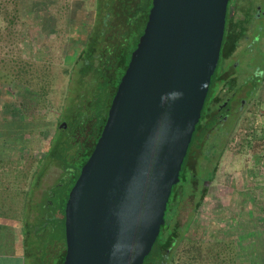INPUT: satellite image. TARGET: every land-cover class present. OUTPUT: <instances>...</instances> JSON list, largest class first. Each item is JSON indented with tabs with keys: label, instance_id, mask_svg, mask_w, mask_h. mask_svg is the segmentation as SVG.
Wrapping results in <instances>:
<instances>
[{
	"label": "water",
	"instance_id": "95a60500",
	"mask_svg": "<svg viewBox=\"0 0 264 264\" xmlns=\"http://www.w3.org/2000/svg\"><path fill=\"white\" fill-rule=\"evenodd\" d=\"M227 3L152 0L100 136L69 191L62 264L144 261L218 63Z\"/></svg>",
	"mask_w": 264,
	"mask_h": 264
},
{
	"label": "rangeland",
	"instance_id": "374dc122",
	"mask_svg": "<svg viewBox=\"0 0 264 264\" xmlns=\"http://www.w3.org/2000/svg\"><path fill=\"white\" fill-rule=\"evenodd\" d=\"M95 9V0H0V157L22 158L0 166V173L29 164L31 171L35 163L28 158L43 156L61 124L65 68L89 35ZM254 57L241 44L233 54L241 81L252 72L248 62ZM260 65L264 68V62ZM253 92L234 123L230 118L214 129L196 158L194 173L201 182L210 180L208 191L168 264H264V242L259 241L264 237V165H259L264 160V74ZM210 146L207 159L203 152ZM64 173L47 166L34 197L42 199ZM3 181L12 188L10 178ZM23 182L27 187L29 180Z\"/></svg>",
	"mask_w": 264,
	"mask_h": 264
},
{
	"label": "trees",
	"instance_id": "16d2710c",
	"mask_svg": "<svg viewBox=\"0 0 264 264\" xmlns=\"http://www.w3.org/2000/svg\"><path fill=\"white\" fill-rule=\"evenodd\" d=\"M151 3L152 0H95L91 31L73 64L65 68L67 86L58 115V123H64L65 127H56L41 158H28L30 163H35L33 170H29L32 164L28 168L16 165L14 173L10 171L8 174L7 170L0 173V217L15 221L17 230L7 224L5 233L11 242L13 234L18 235L24 264H62L66 250L64 206L69 191L100 136L116 87L129 62L134 41L145 25ZM239 36L236 26H231L230 31L225 27L218 65L181 166L180 180L172 186L165 206L164 224L142 264L173 261L177 242L206 197L210 180L201 182L197 179L194 173L196 152L211 135L208 119L214 113L213 102L219 99L220 61L232 53ZM19 73L21 75V66L16 70V76ZM212 147L204 151L207 159ZM221 149L220 146L219 153ZM216 160L210 168L211 176L216 170ZM21 162L20 157H0V166ZM51 164L65 172V177L38 201L34 197L35 191L40 188L42 175ZM3 178L12 180V188L5 186ZM17 178L19 182L14 181ZM23 179L29 180L27 187H24Z\"/></svg>",
	"mask_w": 264,
	"mask_h": 264
},
{
	"label": "flooded vegetation",
	"instance_id": "af4514ba",
	"mask_svg": "<svg viewBox=\"0 0 264 264\" xmlns=\"http://www.w3.org/2000/svg\"><path fill=\"white\" fill-rule=\"evenodd\" d=\"M231 26L237 27L240 36L238 45L231 54L221 59L222 65L218 68L219 74L217 79L219 81L217 82V91H219V99L213 102L214 113L208 119L209 133L213 132L214 129L224 127L230 118H232L231 123H234L235 116L248 106V95L256 90L257 84L263 77L264 68L261 67L260 62H264V0H228L224 32L225 27L230 31ZM240 44L245 52H250L251 58L255 56L254 60L248 62L253 66V69L245 77L244 81H241L236 75L239 61L235 58L232 59ZM228 61L230 63H227ZM228 131L226 129L225 134ZM200 153L201 149H198L195 158ZM207 154L210 158V151Z\"/></svg>",
	"mask_w": 264,
	"mask_h": 264
},
{
	"label": "crops",
	"instance_id": "0c3cea01",
	"mask_svg": "<svg viewBox=\"0 0 264 264\" xmlns=\"http://www.w3.org/2000/svg\"><path fill=\"white\" fill-rule=\"evenodd\" d=\"M260 178H262L261 175ZM260 206L262 207V205ZM7 224L17 230L14 220L7 222L4 217H0V264H24L22 247L18 243V235L16 232L13 234V242L6 237ZM259 238L260 242H264V237Z\"/></svg>",
	"mask_w": 264,
	"mask_h": 264
},
{
	"label": "built area",
	"instance_id": "2783aa9c",
	"mask_svg": "<svg viewBox=\"0 0 264 264\" xmlns=\"http://www.w3.org/2000/svg\"><path fill=\"white\" fill-rule=\"evenodd\" d=\"M262 147H263V151H264V142L262 143ZM262 164L264 165V160L262 161V159L259 162L260 167H262Z\"/></svg>",
	"mask_w": 264,
	"mask_h": 264
},
{
	"label": "clouds",
	"instance_id": "9594fccd",
	"mask_svg": "<svg viewBox=\"0 0 264 264\" xmlns=\"http://www.w3.org/2000/svg\"><path fill=\"white\" fill-rule=\"evenodd\" d=\"M179 95V94H178Z\"/></svg>",
	"mask_w": 264,
	"mask_h": 264
}]
</instances>
